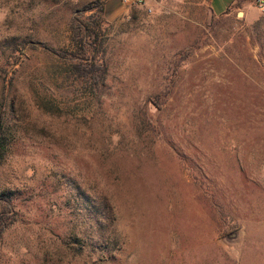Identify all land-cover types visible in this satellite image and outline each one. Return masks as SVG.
Masks as SVG:
<instances>
[{
	"label": "rangeland",
	"instance_id": "rangeland-1",
	"mask_svg": "<svg viewBox=\"0 0 264 264\" xmlns=\"http://www.w3.org/2000/svg\"><path fill=\"white\" fill-rule=\"evenodd\" d=\"M92 1L0 0V264H264V0H108L82 76Z\"/></svg>",
	"mask_w": 264,
	"mask_h": 264
},
{
	"label": "trees",
	"instance_id": "trees-1",
	"mask_svg": "<svg viewBox=\"0 0 264 264\" xmlns=\"http://www.w3.org/2000/svg\"><path fill=\"white\" fill-rule=\"evenodd\" d=\"M108 0H93L83 6L69 23L71 39L74 43L72 53L59 52L52 48L45 47L49 52L65 58L71 69L82 76L95 71V54L97 53L96 43L104 23L102 20L105 13V5ZM18 64L12 67L8 77H5L2 85V98L5 99L8 94L13 79L17 72ZM3 106L0 112V150L4 148L1 135L3 134Z\"/></svg>",
	"mask_w": 264,
	"mask_h": 264
},
{
	"label": "crops",
	"instance_id": "crops-1",
	"mask_svg": "<svg viewBox=\"0 0 264 264\" xmlns=\"http://www.w3.org/2000/svg\"><path fill=\"white\" fill-rule=\"evenodd\" d=\"M236 3H238V0H209L208 2L210 11L215 16L224 15L232 7H240Z\"/></svg>",
	"mask_w": 264,
	"mask_h": 264
},
{
	"label": "built area",
	"instance_id": "built-area-1",
	"mask_svg": "<svg viewBox=\"0 0 264 264\" xmlns=\"http://www.w3.org/2000/svg\"><path fill=\"white\" fill-rule=\"evenodd\" d=\"M259 5H260V6H263L262 2H259Z\"/></svg>",
	"mask_w": 264,
	"mask_h": 264
}]
</instances>
